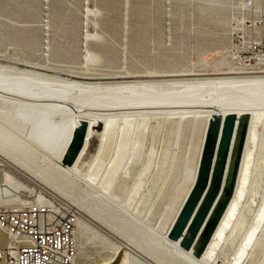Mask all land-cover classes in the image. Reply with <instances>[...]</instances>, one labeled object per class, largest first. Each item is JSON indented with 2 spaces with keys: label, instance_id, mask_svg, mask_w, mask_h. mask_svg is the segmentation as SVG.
<instances>
[{
  "label": "bare ground",
  "instance_id": "bare-ground-1",
  "mask_svg": "<svg viewBox=\"0 0 264 264\" xmlns=\"http://www.w3.org/2000/svg\"><path fill=\"white\" fill-rule=\"evenodd\" d=\"M256 60L259 63L264 61V55L257 56ZM126 78L79 77L25 64L0 70V155L11 160L19 172L30 174L56 193L72 200L81 210L95 214L96 208L84 203V200H89L137 226L149 229L160 239L163 246L172 249L183 262L177 261L175 264H240L239 261L254 240L263 217L261 210L264 207V197L255 212H252L249 202L258 183L262 162L258 157L264 144V68L245 64L243 67L219 73L192 72L171 75L150 72L141 77V80L134 78L135 80L124 81ZM72 91L76 93L74 99H71ZM147 120L152 123L156 121L157 124L160 120L163 121L161 151L160 156H156L155 166L158 173L155 184L161 180L164 185L167 179V165L177 171L172 189L179 190L168 205L169 211L173 210L179 194L191 181L185 195V198L188 197L196 183L198 168L192 164L191 156L186 155L187 158L181 159L175 155L171 157L169 144L180 146L181 139L186 136L188 145L196 148L198 133L203 129L199 161L205 134L215 137L210 185L196 206L189 223L194 220L209 197L222 160V192L230 187L233 165L237 168L241 132L246 127L245 135L248 134V137L246 141L243 140L242 148L245 146V152L238 167L234 196L223 215L221 214L222 217L220 216V225L218 224L212 235L208 250L200 256L199 252L185 248L189 244L188 231L184 232L182 238L170 239L149 227V223L140 219L136 211L130 210L154 163L153 147L144 156L142 153ZM82 123L86 124L87 129L83 148L73 165L67 166L63 164V157L67 155L75 131ZM259 126L260 134L257 133ZM154 130L152 126L151 132ZM36 134L39 136L36 137ZM94 138L98 139L96 151L88 166L84 167L86 161L83 159L88 153L90 141ZM113 141L114 151L110 161L106 163L105 152ZM253 149L256 151V158L253 156ZM141 159L143 168L136 185L128 193L127 201L119 202L117 192L121 191V183L129 178L131 165ZM201 176L202 174L198 178V184ZM17 180L20 182L17 183ZM79 184L83 187H78ZM21 185L23 187L20 189ZM76 188H80L84 194L80 201L73 198ZM25 191L33 192V200L38 202L48 200L46 196L62 199L36 182L27 178L21 179L12 167L0 165V201L24 199ZM195 198L193 192L185 207L190 206ZM220 198L221 194L216 203ZM184 200L179 205L172 223L183 207ZM31 202L28 200L20 205L5 206L20 208L30 205ZM72 208L74 209L73 205ZM74 211L78 222L80 213L75 209ZM212 212L213 208L198 232L206 226ZM259 233L247 255L250 261L264 247V225ZM157 247L153 252L157 251ZM217 252L219 258L215 257ZM134 256L144 264H152L146 258L137 254ZM160 263L166 264L164 259H161Z\"/></svg>",
  "mask_w": 264,
  "mask_h": 264
},
{
  "label": "rangeland",
  "instance_id": "rangeland-1",
  "mask_svg": "<svg viewBox=\"0 0 264 264\" xmlns=\"http://www.w3.org/2000/svg\"><path fill=\"white\" fill-rule=\"evenodd\" d=\"M263 34L264 0H251L250 6L245 5L244 0H0V70L25 64L61 74L91 78L127 77L124 79L127 81L135 80L134 78L141 80V77L150 72L171 75L219 73L245 64L263 69L264 61L260 64L256 60L257 56L264 55V49L259 47ZM75 97L76 93L72 91L71 99ZM146 124L142 153L144 156L153 147L154 163L130 210L136 211V215L147 221L149 227L170 239L182 238L184 232L188 231L189 244L185 248L199 252L200 256L208 250L212 235L220 225V216L234 196L238 167L245 152V146L242 148L243 140L246 141L248 137V134L245 135L246 127L241 132L237 168L233 165L230 187L222 192V160L217 179L215 177L216 181L212 184L210 198L206 199L194 220L189 223L210 185L215 137L205 134L199 161L203 129L198 133L196 148L188 145L186 136L181 139L180 146L169 144L171 157L175 155L181 159L191 156L192 164L198 167L196 183L188 197L185 198V195L191 181L179 194L173 210L169 211L168 205L179 190L172 189L177 171L167 165L164 185L161 180L158 181L160 184H155L158 173L156 156H160L163 121L160 120L157 124L156 121L152 123L147 120ZM152 126L154 132H151ZM260 132L259 126L257 133ZM97 143V138L90 141L88 153L83 159L86 161L85 164L83 162L84 167L92 160ZM113 151L114 141L105 152L106 163L110 161ZM252 152L256 158L255 149ZM258 158L262 161L259 168L261 177H258L255 191L251 193L253 200L250 199V202H253H249V206L252 212L259 209L264 197V144ZM0 165L12 167L21 179L36 182L79 211L80 219L73 231L76 255L71 264H144L134 254L146 258L152 264H162L161 259L166 264L182 262L172 249L163 246L160 239L144 226H137L89 200H84V203L96 208L94 215L79 209L72 200L56 193L30 174L19 172L13 162L3 155H0ZM142 166L141 159L129 168V178L121 183V191L117 192L119 202L127 201L128 193L136 185ZM22 187L21 185L20 189ZM78 187L83 186L79 184ZM80 188H76L73 193V198L79 201L84 198ZM193 192L196 198L190 206L185 207ZM23 193L24 199L0 201V205L16 206L33 200V192ZM220 194L221 198L216 203ZM183 200V207L172 223ZM212 208L211 218L202 231L198 232ZM261 211L263 217L254 240L259 237V231L264 225V207ZM254 240L240 259V264H264V247L253 260L250 261V257H247ZM4 243L5 235L0 231V248ZM155 247L157 251L153 252ZM215 257L219 258V252Z\"/></svg>",
  "mask_w": 264,
  "mask_h": 264
},
{
  "label": "built area",
  "instance_id": "built-area-1",
  "mask_svg": "<svg viewBox=\"0 0 264 264\" xmlns=\"http://www.w3.org/2000/svg\"><path fill=\"white\" fill-rule=\"evenodd\" d=\"M244 2L251 5V0ZM259 47L264 49V34ZM46 198L20 208L0 205V231L5 235L0 263H72L76 255L73 231L77 214L66 201Z\"/></svg>",
  "mask_w": 264,
  "mask_h": 264
},
{
  "label": "water",
  "instance_id": "water-1",
  "mask_svg": "<svg viewBox=\"0 0 264 264\" xmlns=\"http://www.w3.org/2000/svg\"><path fill=\"white\" fill-rule=\"evenodd\" d=\"M86 124L82 123L81 127L75 131V134L69 144L68 153L63 159V164L67 166L73 165L75 159L83 148L86 139Z\"/></svg>",
  "mask_w": 264,
  "mask_h": 264
}]
</instances>
